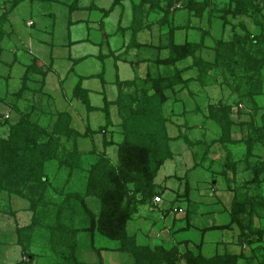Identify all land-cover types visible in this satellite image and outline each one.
I'll return each instance as SVG.
<instances>
[{"label":"trees","instance_id":"trees-1","mask_svg":"<svg viewBox=\"0 0 264 264\" xmlns=\"http://www.w3.org/2000/svg\"><path fill=\"white\" fill-rule=\"evenodd\" d=\"M57 1L0 0V8H3L0 14V64L13 67L18 62L16 53L13 64L3 63L4 42L11 34L6 30V24L17 7L24 2ZM124 1L114 0L109 9H104L95 2L81 7L79 0H72L68 8L70 14L82 9L101 12L99 24L102 29L104 20L117 7L123 6ZM128 1L132 5V18L124 32L131 33V41L124 53L115 56L114 52H110V56L116 61L134 65L135 69L145 64L147 73L144 77L137 75L131 81H120L117 76L114 82L118 90L117 98L110 102L103 92L102 108L91 105L89 90L82 85L83 77L72 90V99L81 101L88 113L97 110L104 113V126L97 130L86 126L85 131H81L73 123L71 113L52 108L50 100L53 97L44 88L51 66L47 68L37 57H33L32 63L26 66L22 86L13 93L16 104L8 102L7 97H0V103L8 105L11 112L19 115L15 121L9 116H0L3 120L0 127H8L6 136H0V197L6 195L9 199L25 201L29 206L28 211L33 214L29 225L17 227L14 231L15 245L22 247L24 257L28 258V261L15 264H38L34 261L40 256L33 249L39 245V241H43L54 255V258H47L46 264L50 260V264H106L102 248L94 245L97 234L117 242V247L107 250L128 255L132 264H179L180 260L185 264H239L244 257L243 253L236 252L207 256L203 251L204 237L210 231H231L237 226L242 231L239 244H246L245 215L250 214L254 206H264V201L257 199L259 196L249 195L255 184L258 186L264 181L262 159L252 164L247 162L245 170L249 178L244 179L238 188L236 167L239 163L235 165L231 162V155H227L230 162L224 164L220 177L224 178L228 191L233 193L230 220L227 224L202 228V238L197 243L183 240L171 246L141 243L137 233L128 230V224L142 217L140 209L148 201L157 205L154 207L159 209L160 215L174 210L171 206L161 208L159 205L163 200L158 204L154 202L156 196L163 198L167 191L165 187H159L156 178L164 164L174 158L170 143L183 139L191 144V141L186 136L169 135L170 118L166 115L165 106L171 99L174 103L182 101L181 93L190 90L192 83H198L201 88L213 83L227 87L230 92L226 101L209 103L207 112H201L205 121L215 123L220 129L221 136L212 144H246L249 155L256 142L264 146V124L259 126L255 121L259 109L257 98L264 94V0ZM179 12L186 13L184 25L177 24ZM243 17L250 18L253 25L260 28V33L254 34L244 20L238 25L231 21ZM205 22L208 26H203ZM215 22L220 23L223 35L228 26L232 34L229 39L223 35L214 38V45L209 46L207 40L212 37L211 27ZM118 30H122L121 20ZM156 30L160 33L158 45H154L153 41L140 43L137 40L139 34ZM182 31L186 32L185 39L179 42L177 35ZM193 31L199 35L198 39H189ZM150 48L158 52V57L127 58L136 49L139 54L141 50ZM206 51H209V59L204 57ZM161 52H166V55H159ZM187 61L190 63L185 66ZM190 72L194 76H187ZM103 73L99 76L105 82ZM9 78L8 75L7 82ZM29 93L32 96L29 97ZM35 96H39V103L34 102ZM190 96L194 97V94L190 92ZM18 99L31 103V107L26 103L27 107L22 109L17 104ZM243 103H247L251 109L249 122L233 118L235 109L237 116L244 114L239 108ZM112 105L118 108L123 136L117 145L116 163L106 153V149L115 144L112 138L106 136L108 127L112 125ZM195 108L194 112L201 111L199 107ZM36 111L39 115L37 120L34 119ZM234 132H242L243 138H234ZM100 133L104 134L103 151L96 148L85 151L80 147L81 140L91 139ZM206 142L202 140L196 143L200 145ZM229 171L233 172L232 178ZM185 178H188L187 174ZM185 183L183 195L177 198L190 203L193 189L189 181ZM210 184L216 186L217 179L214 178ZM94 198L100 205L98 212H94L89 204V200ZM174 211L185 215L187 226L181 230L192 226L190 221L195 214L192 209L184 211L177 207ZM176 221L174 218L173 223ZM86 234L91 237L92 248L98 252V261L94 263L83 261L79 256L80 240ZM259 234L261 238L262 232ZM260 238L251 239L248 243L257 244ZM11 244L6 239L0 240V246ZM181 245L186 248L184 252L180 249ZM252 264H264V260Z\"/></svg>","mask_w":264,"mask_h":264},{"label":"rangeland","instance_id":"rangeland-1","mask_svg":"<svg viewBox=\"0 0 264 264\" xmlns=\"http://www.w3.org/2000/svg\"><path fill=\"white\" fill-rule=\"evenodd\" d=\"M93 1L105 9H109L114 2V0H80V5L84 7L89 6ZM70 3H72V0H58L55 3L24 2L9 16L6 30L11 34L4 42L5 53L3 55V63L5 61V63L13 64L17 52L18 62L13 67H6L5 63V65L0 64V97H3V99L7 97L8 102L15 103L17 101L13 93L21 88L23 74L26 69L25 66L32 63L33 57L41 59V62L47 65L46 67L49 69L53 62L51 72L46 78L45 86V91L53 97L50 100L52 108L55 107L60 111H67L73 114L75 118L74 123L81 131H85L88 123L92 128L94 127L97 130L99 126L101 127L106 122L104 113L97 110L89 115L81 101L70 99L72 90L76 83H78L80 76L98 75L104 71L103 79L106 82L105 86L99 77L88 79L84 86L95 91L105 88L110 97L117 95L118 90L114 83L117 78V69L115 70L116 59L114 57L108 58L107 56L104 58L103 56L110 53V49L118 50L124 44L129 43L131 37L128 34L129 32L127 34H114L116 33L118 21L122 13V27L126 28L130 24L132 5L128 0L124 1L123 6L118 7L105 20L102 31L111 37L110 43L107 44L102 43L103 34L99 24L102 13L97 10L85 9V11H76L70 14L68 8ZM2 11L3 8L1 7L0 14ZM241 20H244L254 34L260 33V28L253 25V21L248 17L232 19L231 21L233 24L238 25ZM69 22H73L74 24L70 27ZM177 24H186L185 12L177 14ZM203 24V26H208L206 22ZM230 28L228 26L223 35L220 23H213L211 27L212 37L207 40V45L213 46L214 38L221 37L222 35L229 39L232 34ZM185 33V31L179 32L177 41L183 42ZM159 35L160 33L157 30L152 31V33L145 32L139 34L137 40L140 43H150L153 41L154 45H158ZM198 38L199 35L195 31L190 32L189 39ZM83 39H89L90 42L78 43L69 48L70 40L81 41ZM27 42L31 45L30 49ZM137 51L136 49L130 52L127 58L129 60H137L141 57H152L151 59L158 57V52L151 48L144 51L141 50L139 54ZM159 55H166V52H161ZM83 56L86 59L81 61ZM208 56H210L209 51H206L204 57L209 59ZM189 63L190 61H187L184 65L186 66ZM120 64L118 63V65ZM133 66L132 64H122L120 66L122 79L124 78L125 81L134 80L135 76L140 75L144 77L147 73L145 64L136 69ZM8 75L10 78L7 82L6 77ZM187 76H194V73L190 72ZM29 84L31 83L29 82ZM31 86L34 87L35 85L32 83ZM190 92L194 94V97L190 96ZM229 93L227 87H219L213 83H209V86L206 88H201L198 83H192L190 90L181 93L182 101L174 103L171 99L165 106L166 115L170 118V123L168 124L169 135L172 137L178 135L186 136L191 141V144L186 143L183 139L170 143L171 149L174 152V158L164 164L156 178L159 187H163V185L169 186V189L163 196V202L159 206L163 209L173 207L174 210L180 207L184 211L190 208L195 214L192 215L190 221L192 226L181 230L187 226L184 213L176 214L173 210L167 215H160L159 209L148 201L140 209V213H142L141 219H135L128 224V230L131 233L140 232L138 233L140 242L168 246L182 240L197 243L202 238V228L227 224L229 222L230 202L233 193L228 191L224 178L220 177L224 164L230 162V160L227 161V155H231V162H234L235 165L239 163L238 167H236V184L238 188L242 186L244 179L249 178V173L245 170L247 162L252 164L259 159L264 160V146L259 142L254 144L250 155L248 154L246 144L232 145L230 143L223 146L222 143H211L221 136L220 129L215 123L205 121L201 112H207L209 103L218 104L221 100L226 101ZM28 96L32 95L29 93ZM234 99H232V103H234ZM34 102H40L39 96L34 97ZM92 102L96 106H101L103 96L95 94L92 97ZM257 102L259 109L258 114L255 116V121L259 126H262L264 124V94L260 98H257ZM26 103L31 107V103L28 104L23 99H18L17 104L24 109V107H27ZM195 107H199L201 111L194 112ZM239 108H241L244 114L237 116V109H235L233 114L234 120L249 122L251 120L249 105L243 103ZM112 110L115 113V109L112 108ZM0 116H9L12 121H15L19 115L10 112L8 105L5 106L0 103ZM38 116L37 111L34 112V119L37 120ZM2 121L0 119V122ZM7 132L8 127H0V136H6ZM103 135V133H100L91 139H83L80 142V147L84 150L96 148V150L103 151ZM106 136L108 139L111 138L108 132H106ZM242 136V132H234V138L240 139L243 138ZM117 140H120V138ZM202 140H206V144L201 143L199 145L196 143L198 141L202 142ZM206 147L209 149H206ZM111 151L113 152L114 150L112 149ZM204 153L206 155L203 159ZM110 155L114 158L111 152ZM114 156L115 158L117 157V148H115ZM195 167L198 168L195 169ZM189 173L190 175L188 176ZM186 174L188 178L183 179ZM232 174L233 172L229 171L230 178H232ZM214 178L217 179L218 184L212 187L210 183L214 182ZM186 181L190 182L193 189L190 194V203L185 201V199L178 200L177 198V196L183 195ZM77 183L79 185L82 184L79 181ZM249 195L259 196L257 199L264 201V181L258 186L255 184L253 189L249 191ZM89 204L92 206L91 208L94 212L99 211L100 205L97 199H90ZM28 207L25 201L15 198L9 199L6 195L0 197V240L6 239V241L12 243L11 245L0 246L1 263L15 264L28 261V258L24 257L22 247L15 245L14 238V231L17 227H24L32 221L33 214L28 211ZM245 216L246 244H241V242L239 244V237H241L242 231L237 226H234L235 229L231 231H210L204 237L203 251L205 255L213 256L216 253L222 254L224 252L243 253L244 257L241 258L239 264H252L264 260V206L252 207L251 213ZM174 218L177 219L175 224L173 223ZM259 232H262L261 238ZM39 236L42 238L41 235ZM254 238H260V242L250 245L248 241ZM90 239L89 235H83L79 245V256L83 261L94 263L98 261V252L92 248ZM39 242V245L33 251L40 257L34 262L46 264L47 258H54V255L48 250L43 241ZM94 245L96 248H102V255L107 264H132V259L128 255L107 250L115 248L118 245L117 242L108 240L97 234ZM180 249L182 252L186 250L184 245H181ZM179 264L185 263L180 260Z\"/></svg>","mask_w":264,"mask_h":264},{"label":"crops","instance_id":"crops-1","mask_svg":"<svg viewBox=\"0 0 264 264\" xmlns=\"http://www.w3.org/2000/svg\"><path fill=\"white\" fill-rule=\"evenodd\" d=\"M94 2V1H93ZM92 3V2H91ZM96 4V3H95ZM79 5H80V0H79ZM97 5V4H96ZM81 6V5H80ZM98 6V5H97ZM81 7H84V6H81ZM85 7H88V6H85ZM98 7H100V6H98ZM101 8V7H100ZM118 8V7H117ZM116 8V9H117ZM105 9V8H104ZM115 9V10H116ZM96 10V9H95ZM115 10L113 11V13L115 12ZM76 11H85V9H82V10H75L74 12H76ZM73 12V13H74ZM72 13V14H73ZM113 13H111V15L113 14ZM110 15V16H111ZM109 16V17H110ZM109 17H107L106 19H108ZM122 17H123V13L120 15V18H119V20H121L122 21ZM105 19V20H106ZM105 20H104V25H105ZM79 23H80V21H78ZM131 22V21H130ZM118 23H119V21H118ZM72 24H74L73 22H70V27H71V25ZM129 26V25H128ZM127 26V27H128ZM121 27H122V25H121ZM126 27V28H127ZM124 27H122V30H118V27H117V30H116V33L114 34V35H118L119 33H124V34H127L129 31H127V32H124ZM101 32H102V34H103V37H102V43H107V44H109L110 42H109V40H110V38L111 37H109L108 35H106V33H103V31H102V29H101ZM128 34H130V36H131V33L129 32ZM29 41V40H28ZM32 41V40H31ZM130 41H131V37H130ZM130 41H129V43H130ZM82 42H90V40L89 39H83V40H81V41H71L70 40V42H69V48H72L74 45H76V44H78V43H82ZM28 43V42H27ZM128 43V44H129ZM128 44H124L120 49H118V50H112V49H110V52H114L115 53V56H119L120 54H122L121 52L123 51V53L125 52V49H126V46L128 45ZM31 48V45H29V43H28V48ZM29 48V49H30ZM5 53V52H4ZM18 53V52H17ZM25 54V53H24ZM106 56L109 58H112V56H110V53H108L107 55H105V58H106ZM15 58V57H14ZM39 59V58H38ZM84 59H86V57L85 56H83L82 57V60H84ZM115 59V58H114ZM17 60H18V57H17ZM41 60V59H40ZM117 60V59H116ZM116 62V68H115V70L117 69V74H116V76H118L119 77V79H120V81H125V79L123 78L122 79V77H121V75H120V66L122 65V64H128V63H126V62H123V61H115ZM118 63H121L120 65H118ZM51 68H52V66H53V62L51 63ZM26 67V66H25ZM51 72V71H50ZM104 74V73H103ZM100 73L98 74V75H84V76H80V77H83L84 79L82 80V85H83V87L85 88V89H87V90H89V96H90V100H91V105L92 106H94V107H96V108H102L103 106H104V95H103V92L105 93V95H106V97H107V99H108V101H110V102H114L115 100H116V98H117V95L116 96H114V97H110V96H108V94H107V92H106V90H105V88H101V90L100 91H95V90H92V89H88L86 86H84L85 85V83L88 81V79H92V78H96V77H99V78H101L100 76ZM79 80H80V78H79ZM102 80V79H101ZM128 81V80H127ZM129 81H131V80H129ZM79 82V81H78ZM77 84V83H76ZM102 84L105 86L106 85V82H103L102 81ZM45 86H46V82H45ZM45 88V87H44ZM65 93V92H64ZM95 94H100V95H102L103 96V103H102V105L101 106H96L95 104H93V102H92V97L95 95ZM65 98L67 99V96H66V93H65ZM70 99H72V94H71V98ZM85 107V106H84ZM112 108H114L115 110V113H113V110H112ZM86 109V108H85ZM75 111H77V110H75ZM87 111V110H86ZM110 111H111V118H112V125L111 126H109L108 127V129H107V131H108V133H109V136H111V138L114 140V145H111V146H109L107 149H106V153H107V155L109 156V158L112 160V162H114V163H116V161H117V157L115 158V156H114V154H115V148H117V145L122 141V138H123V136H122V128L120 127V124H121V120H120V118H119V116H118V108H117V106L116 105H112L111 106V109H110ZM11 112V111H10ZM95 112V111H94ZM93 112H90L89 113V115L90 114H92ZM77 115H79L78 113H77ZM72 117H73V123L75 122V118H74V115L72 114ZM105 125V124H104ZM104 125H101V126H104ZM87 126H90L91 127V125L88 123L87 124ZM100 127V126H99ZM92 128V127H91ZM93 130H96V128H92ZM108 136V137H109ZM111 138H109V139H111ZM118 138H120V140H117ZM82 141V140H81ZM80 141V142H81ZM103 145V144H102ZM114 150L113 152L111 151V150ZM85 151H88V150H85ZM98 151H100V150H98ZM110 152L113 154V157L114 158H112L111 157V155H110ZM170 179V178H169ZM157 183V182H156ZM158 184V183H157ZM163 187H165L167 190L169 189V186L168 185H163ZM162 200H163V198H162ZM155 206H157L156 204H154ZM153 205V206H154ZM140 219H141V217H139ZM132 233H135V232H132ZM138 233H140V232H138ZM136 234L137 236H139V234ZM138 240H139V237H138ZM140 242V241H139ZM142 243V242H141ZM148 244V243H147ZM117 247V246H116ZM122 254V253H121ZM106 263V262H105ZM107 264V263H106Z\"/></svg>","mask_w":264,"mask_h":264},{"label":"built area","instance_id":"built-area-1","mask_svg":"<svg viewBox=\"0 0 264 264\" xmlns=\"http://www.w3.org/2000/svg\"><path fill=\"white\" fill-rule=\"evenodd\" d=\"M154 202L155 203H161L162 202V197H160V196H156L155 198H154Z\"/></svg>","mask_w":264,"mask_h":264}]
</instances>
